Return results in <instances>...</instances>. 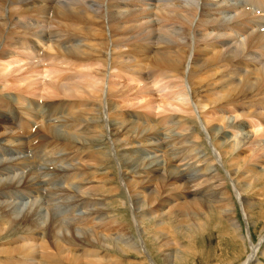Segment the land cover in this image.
I'll use <instances>...</instances> for the list:
<instances>
[{
	"label": "bare ground",
	"instance_id": "6f19581e",
	"mask_svg": "<svg viewBox=\"0 0 264 264\" xmlns=\"http://www.w3.org/2000/svg\"><path fill=\"white\" fill-rule=\"evenodd\" d=\"M258 9L264 11V0H0V58L3 53H8L9 46L16 44L19 50L33 55L35 62L27 64L31 68L25 74L37 75L34 84L42 82L39 77H48L50 70L43 69L47 60H52L53 65H67L68 69H75L84 63L87 67L84 70L95 66L105 68V71L90 74L88 78L79 77V71L67 77L64 74L58 76L57 85L66 90L64 94L87 93V101L84 99L81 104L78 101L74 103L76 98L68 103L67 94L53 103L40 98V104L45 106L42 108L45 115L33 119L42 125L34 133L31 131L33 123L27 116L30 108H36L9 101L16 95L0 98V221L4 224V227L3 224L0 227V235L9 232L20 234L9 245H1L0 259L9 264H61L60 261L65 259L70 264H77L82 258H94L93 263L88 264H96L95 258L100 261V252H107L101 247L111 245L105 242L109 233L105 237L98 235V227H106V223L115 220L110 215L109 207L102 204L105 200L98 195H90L94 185L88 192L92 183L89 167L92 166L93 174L101 178L106 173L105 166H110L112 154L116 155L120 165L118 174L121 181L127 187L128 194L132 195L130 202L138 234L144 232L141 225L149 223L151 230L155 229L152 241L157 249L174 247L166 251L168 258L178 257L182 247L177 240L179 248L174 246L173 242L176 241L170 238L168 225L172 223V217L175 218L177 230L191 241V237L204 232L210 224L212 208L219 202L226 204L227 188L218 166L222 159L226 163L230 161L229 179L245 215L244 205L249 201L242 197L241 188L237 186L235 170L242 168L240 160L246 157L249 146L260 144L264 138L261 136L264 135V14H259ZM25 34L28 37H24ZM3 61L6 62L3 63L5 67L0 69L4 74L0 76L10 81L11 77H15L14 71L10 70L11 63H7V57ZM108 72L113 77H131L137 80L136 83L146 81L147 84L150 78L158 86L155 90L158 93L179 86L178 99L171 96V101L164 106L177 105V111L189 109L186 112L196 114L212 149L200 143L196 134L201 133L191 128L188 118L183 116H161L163 118H158L159 121L125 119L120 112L123 101L119 98L127 102L139 100L141 96L149 94L148 90L144 85L145 89L142 86L132 95L131 88L125 90L123 86L115 89L116 82L107 83L105 79ZM82 78L85 83L81 82ZM1 85L4 93L5 85ZM52 85L54 83L47 84L46 81L43 84L45 88ZM18 87L19 90L21 87ZM48 88L47 91H51ZM54 90L58 92L59 89ZM106 91L111 92L110 96ZM53 95L56 97L58 94ZM92 96L94 103L90 101ZM96 101L99 102L98 107H95ZM51 105L56 109L71 106L75 112L51 114ZM102 108H107L108 115L111 109L119 110L110 116L109 132L112 133L110 138H113L110 149L105 139L107 136L104 137L103 125H99L95 116L100 114ZM200 108L207 109V113L209 111L210 122H214L212 117L228 112L235 119L253 122V127H262L263 132H260L259 139L252 142L254 137L251 139V130L246 128V122L229 121L225 113L220 117L222 122L209 124ZM230 115L229 119L232 118ZM50 117L58 119L50 122ZM44 119L47 122L42 124ZM167 122L169 127L164 126ZM230 131L246 132L237 140L236 133L233 137ZM13 134L15 137H11ZM158 136L165 138L160 141ZM36 139V145L32 146L30 142ZM11 142L15 147H10ZM138 143H148L146 145L149 146L140 148L142 145ZM248 143L249 146L244 147ZM147 149L159 153L162 160L157 155L152 158L154 154L149 157L154 152ZM260 149L263 148L258 145L257 151ZM189 157L197 160L187 162ZM88 158L92 162L88 163L90 166L84 164ZM253 160H257L256 163L245 164L247 167L241 174L253 171L258 178L264 179V158ZM81 161L78 168L83 173L76 174L68 185L54 186L55 173L61 170L60 167L71 171ZM109 166L107 171H110ZM260 166L263 169L259 171L257 168ZM247 185L246 188H249ZM208 192L211 194L205 195ZM206 198L212 203L207 202ZM230 208L223 209L228 221L233 219ZM143 217L149 219L144 221ZM88 218L91 222L87 221ZM7 223L8 227H5ZM231 226L237 233L241 230L237 221ZM117 227V231L114 230L120 238H124V232ZM249 233L248 229L246 238L250 250L242 264H248L252 257L254 260L250 264L256 262L260 243L264 239L263 232L262 239L254 243ZM129 235L125 238H130ZM97 242L103 245L98 248ZM134 245V240H131L129 246L134 248ZM141 249V245L138 246L137 250ZM174 250H178L177 254ZM68 252L72 256L64 259L62 255ZM139 252L142 254V251Z\"/></svg>",
	"mask_w": 264,
	"mask_h": 264
},
{
	"label": "rangeland",
	"instance_id": "374dc122",
	"mask_svg": "<svg viewBox=\"0 0 264 264\" xmlns=\"http://www.w3.org/2000/svg\"><path fill=\"white\" fill-rule=\"evenodd\" d=\"M259 1H261V0H259ZM49 4H51L50 1H49ZM24 37H28V34H25ZM17 47H18L17 44L13 45V46H9L7 48L8 53H3L5 56L3 55V57L0 58V64L2 65V66L0 65L1 66L0 68L5 67V64H3V63H6V62L3 61V58L7 57V63H9V62L11 63V65H9V67H10V70L14 71L13 73H14V76H15V77H11L10 81L7 80V78L3 79L1 77L3 76L4 73L2 72V69H0V74L2 75V76H0V78H1L0 79V85H1V83L3 85H5L4 88H3L4 93H3L2 87H1L2 85L0 86V90H1L0 91V98L2 99L3 97L6 98V97H8L10 95L11 96L12 95H16V97H14V99H10L9 101H11L12 103H15L16 105L17 104L18 105L26 104L29 108H30V105L35 107L36 109H33V108L29 109V113H28L27 118L33 123V126L37 125V128H40L42 125H41L40 121L34 122L33 119L35 117L38 118L41 115H45V113L42 110V108L45 107V106L40 104V100H39L40 98H44L45 101L53 103L55 101H59L61 98H65L66 94H67V98H69V97H71L70 99L78 98V99H76L74 101V103L76 101H78L77 103L80 102L79 104H81L85 100L87 101V98H88V96H86L87 93L83 94L82 92H76V93H71L70 94L68 92V93L64 94V92H66V90H64V89L62 90V88L58 87V85H57V77L58 76L61 77L64 74V76L67 77L68 75L69 76L74 75V73L77 74L78 71H79L80 73L77 74L79 77L88 78V75H90V74H95V72H100L102 70L105 71V68H101L100 66H95L92 69L84 70V69L87 68L86 66H84L85 63L82 66L76 67L75 68L76 70L74 68L73 69H68L69 66H67V65L66 66L65 65L62 66V64H60V65L58 64L60 66L59 67L58 65H53V63H52L53 61L52 60L51 61L49 60L50 62L47 60V62H45L43 64V66H44L43 69L44 70L45 69H49L50 70V71L47 70V71H49V72H47V76L48 77H44V76L39 77L40 79H42V82L39 83V84H34V82H35V80L37 78V75L36 74L34 75L33 73H28V72L25 74V72L28 69L31 68L27 64L35 62L34 56L31 55L30 53H28L27 51L19 50ZM16 55L17 56L19 55V56L17 57ZM8 57H10V60H9ZM12 57H15V58L12 59ZM26 58H28V59H26ZM46 65H49V66L45 67ZM22 66L23 67L28 66L29 68L26 67V68H24L22 70V68H21ZM52 66H53V68H52ZM55 68H56V70H55ZM62 69H64V70H62ZM48 73H49V75H48ZM67 73H69V74H67ZM45 75H46V73H45ZM83 78L81 79V82L85 83L83 81ZM130 78L131 77H127L125 75L124 76L122 75L121 78L119 76L113 77V75H110V72H108L106 74V78H105L107 83L108 82H113V83L116 82L115 89L122 88L123 86H125V90H127L128 88H131L132 89V93H130V94H132V95H133L134 91H136L137 89L141 88L142 86H143L142 88H144V89L146 87V89H145L146 91L148 90L149 94L145 95V96H141V99H139V100L133 99V100H130V102H127L126 100L125 101L123 100L124 98H119V100L121 99L123 101V104H122L123 108L121 107L120 112H122V114H124L125 119H130V118L131 119H133V118L136 119V118H139L142 121H144L145 119H153L155 121H159L158 118H163L161 116H164V117L168 116L170 118L174 117V116H178V115L183 116V118H188L189 123L192 125L191 128L197 129V131L199 133H201V134H198V133L196 134L197 136H199V139L201 140L200 143L202 142L201 144H203V145L206 144L207 147L209 148V150L212 149L211 144H208V143H210V141L207 139L206 132L202 129L201 126H199L200 125L199 124L200 121L197 120L198 116L196 114L193 115L192 113H190L191 111L190 112H188V111L186 112V110H189V109H186L185 107H184L186 109V110L184 109L185 112H183V111L181 112V111H177L176 110L177 109L176 107H178L177 105H176V107H166V106H164L166 102L171 101L170 100L171 96H174V97H176V99H178V93H179V89H180L179 86L172 88L170 91L167 88V89H164L163 92L158 93V92L155 91V90H157L158 86H155V83L154 82L152 83L150 78H149L150 80L149 79L147 80L148 81L147 84H145L146 81H142L143 85H141V83H136L137 80H134L133 78L130 79ZM27 80H30V81H27ZM54 80L56 82H54ZM45 81L47 82V84L51 83V82H52V84L54 83V86L56 85L59 90L60 89L62 90V91L58 90V92L59 93L61 92L60 94H64L65 96L63 97V95H59V93L54 90V88L57 89L56 86L54 87L52 85V87L51 86H47V88H45L43 86V84H45ZM13 83H15L16 86H15V84L12 85ZM64 83H65V81L62 84H64ZM35 85L38 88H36ZM144 85H145V87H144ZM152 85H154V86H152ZM40 86H41V88H40ZM17 87L18 88L21 87V88L18 90ZM48 87L51 88V91H47V89L49 90ZM148 88L150 90L152 89L153 92H152V90L149 91ZM13 90H15L16 92L13 91ZM51 92L52 93L55 92L53 94L56 95V93H57L58 95L55 97ZM23 93L28 95V96H30V97L26 98V95H24ZM32 93H34L33 96H32ZM106 93L109 96L111 94V92H108V91H106ZM50 94H52V95H50ZM45 95L47 97L46 99H45ZM134 96H135V94H134ZM32 97H34V98H32ZM58 97H60V98H58ZM30 98H31V100H30ZM92 98H94V97L93 96L90 97V101H92V103H94V99H92ZM142 98H145V99L143 100ZM146 98L147 99L149 98V99L146 100ZM26 100H27V102H26ZM115 100H117V99H115ZM157 100H158V103L156 102ZM149 101H152V102L150 103ZM162 102H164V103H162ZM153 103L155 105H153ZM159 103H161L163 105L159 106ZM172 103H174V101ZM144 104H145V106H144ZM95 105H96L95 107H98L97 105H99V102L96 101ZM74 107H78V106H74ZM160 107H163V108L160 109ZM99 108H98V110H99ZM169 109L172 110V111H170ZM162 110L165 111L166 115H165V113ZM206 110L207 109H201L200 108V112L203 113L205 120L209 121V124H216L217 122H222V121H220V117H222V115L225 114V113H226L225 116H227L229 121L246 122L247 123L246 128L248 130L252 131V132L250 131V133H249V135L252 136L251 139L253 137L255 138V139L253 138L252 140L250 139L252 142L257 140V139H259V135H261L260 132L261 133L263 132V128L262 127H253V122L251 123L249 121H245L242 118L235 119L234 115H232L231 113H228V112H223V113H221V114H219L217 116L212 117L214 122H210V120L208 119L209 111L207 113ZM117 111H119V110H117ZM117 111H115V109H111V111H109L110 115H108L107 108L106 109L102 108V110L100 109V114L99 115L95 114L96 119L99 120V125H103L102 126V130L104 132V137L107 136V137H105V139H106V142L109 143V144H107L109 149L111 148V143H112L111 141H113V138L112 139L110 138V137H112V133H111V131L109 132V130H110V123H109L110 122V116L111 115L114 116ZM68 112H75V110L72 109L71 106H68V107L63 106L60 109H56V108L52 107V105H51L49 113L57 114V115H61V114L63 115V114L68 113ZM171 114H172V116H170ZM230 114L232 115V118L229 119L228 116ZM106 118H108V119H106ZM49 119L51 120V119H55V118L50 117ZM56 119H58V118H56ZM104 120H107V121H104ZM100 121H101V123H100ZM46 122L47 121L44 119L42 124H45ZM119 123H122V121H119ZM104 124H105V127H104ZM202 125H204V124H202ZM164 126L169 127L168 122L166 123V125L164 124ZM164 126H162V127H164ZM246 131H243L242 133L241 132L240 133L239 132L236 133V132H233V131H230V132H231V136H233V137L237 135V140H238L240 137L242 138V136H244ZM235 133H236V135H235ZM261 136L264 137L263 134ZM11 137H15V135L13 134V135H11ZM107 138L110 141L107 140ZM164 138H165L164 136H158V139L160 141H163ZM37 141H38L37 139L33 140V142H30V144H32V146L33 145L35 146ZM138 144L142 145V147H140V148H145V147L149 146V145H146L148 143H145V144L138 143ZM258 145H261V147L263 148V149H260L259 152L257 151L258 150ZM258 145H255V146L251 147V146H249V143H248L246 146H244V147H248L249 146V150H246V152H245L247 160H246V157L241 159L240 160V165L242 166V168H240V170H235L237 174L234 177L238 180V182H237V180H235L236 183H237V186L239 187V189L241 188L240 191H242L241 192L242 195H243L242 197L247 198L248 201H249L248 202L249 204L248 203H246V204L244 203L245 204L244 205V207H245L244 208L245 209V215L243 214V208H242L241 204H239L237 202V200H236V195H235V192L233 190V185H232L231 180L229 179V175H228L229 166H228V164L230 163V161H227V163H226L224 161V159H222L221 162L218 161L219 162L218 166L220 168V172L222 173V175L224 177L222 179V181L225 182V184H226L225 188H227L226 189V191H227L226 204H224V202L223 203L219 202V203H217V206L212 208L211 212H210V209L208 210L207 214L210 212V214H209V216H210L209 219L211 221L210 224L207 226V228L204 230V232H201L199 235L191 237V241H189L188 238H185V236L183 234L181 235L179 230H177V226H176V223H175L176 222L175 218L172 217L173 218V220L171 219L172 223L170 225H168V231H170V234H171L170 238H174V240L175 241L177 240L178 242L180 241L181 244H179V246L181 245L182 247H181V250H180V253H179L178 257L171 256L169 258H168V255H166V253L169 252V250H171V249L173 250L174 247L167 246V247L164 248V250L160 249V248L157 249V246L152 241V232L155 229L152 228V230H151V226H150L149 223H146L144 226L141 225V228L144 229V232H142L143 233L142 235H140L141 233L138 234V228H137V225H136V223L134 221V215H133V210L134 209L132 208L131 202H130V201L133 200L132 199V195H131V193L128 194V189L125 186V184H123V182L121 181V177H120L121 175L118 174L120 172V170H119L120 169L119 168L120 165L118 163L116 155L112 154V152L110 151L111 154H112V157L109 159L110 160V166L109 165L105 166V171L104 172H106V173L101 178H99V176H96V175L93 174L92 166L89 165V164H92V162H91V159L88 158L87 163L86 162L84 163V164H87V165L90 166L89 167L90 168L89 169V171H90V173H89V177L90 178L89 179L90 180L92 179V183L90 184V187L88 188V192L90 193L89 190L90 189L92 190V187L95 186L93 188V190L91 191L90 195H92V194H93L92 196H97L98 195V197H101L102 200H105V201H102V204H104L106 207H109V211L111 212L110 215L115 220V222L114 221L111 222L112 224L111 223H106V227L105 226L103 228L102 227L100 228V226L98 227V230L100 232V234H98V235L103 234L101 236L105 237L106 236L105 234H107V232L109 233V236L108 235L106 236L108 238L106 239L105 242L109 246L111 245L112 247L111 246L107 247V246H105L103 244L98 245L99 243L97 242L96 243L97 247L99 248V247H101L103 245L102 246L103 248L101 247V250L106 249L107 252H104V253L100 252L99 256H101L102 259H100V261H99V260H97V258H95V260H97V262L95 260H94V262L96 264H103L104 262H105L104 264H110V263L111 264H120V262H121V264H242V262L246 259L247 254L249 253L248 251L250 250L249 241L246 238L247 237V230L249 229V231H250L249 236L251 234V239H252V241L254 243L259 242L262 239L261 237L263 236V232H264V179L258 178L257 175L253 171H251L252 173L251 172L250 173H245L246 175L245 174H243V175L241 174L242 172L245 171V168L249 164L252 165V164L256 163L257 160H253L254 158L258 159V160H260V158L262 159V157L264 158V151H263L264 150V138H262L261 143L258 144ZM10 147H12V148L15 147V144L13 142H11L10 143ZM147 150H149L150 152H154L151 149H147ZM256 151H257V153H256ZM73 152L74 151H72V153ZM254 153H255V155H254ZM153 154H154V156H153ZM158 154L159 153H155L154 152L151 155H149V157L153 156L152 158H155L156 155H157L162 160L163 157H161L160 154L159 155ZM113 158L116 159V160H114ZM196 160L197 159L191 160L190 157L187 158V162H193L194 163ZM115 161L117 162L116 163L117 165L115 164ZM82 162L83 161L79 162L77 164L76 168H72L71 171H66V170H64V167H60L61 170H59L58 172L55 173L54 186H65V185H68V184H70L72 182V179H73V177L76 174L83 173L84 171L82 169L78 168L80 166L79 164L82 163ZM223 162H225L224 165H223ZM232 164H235V163L232 162ZM243 164L244 165L247 164V166L246 165L244 166ZM59 165H61V162H59ZM108 166L110 167V171H107V169H106V168H108ZM257 169L260 171V169L261 170L263 169V166H260ZM254 175H255V177H253ZM239 178H240V180H239ZM133 183H134V181H132V185H133ZM102 184H105V185H102ZM245 184L246 185L248 184L247 186L249 188H246ZM113 187L114 188L116 187V188L112 189ZM99 190H100V192H98ZM245 193H247V194H245ZM210 194L211 193L208 192L205 195L209 196ZM217 199L219 200V198H217ZM206 201L209 202V203H212L209 198H206ZM232 204L234 206H231ZM229 206H231L232 208H230ZM223 207H228V208H230L233 211V219H232V221L230 220V218H229L230 221H228V218L224 217L225 214H224L223 209H228V208H223ZM222 213H223V215H222ZM86 214H88V213H86ZM118 218H120V219H118ZM143 219H144V221H147V219H149V217H143ZM234 220L237 221V224L241 227V230L240 231L238 230V233L235 231L234 227L231 226L232 223L235 222ZM87 221H90V219L88 218ZM163 222L165 223L166 221L163 220ZM0 223H1L0 224V227H1V225L3 224V221H0ZM120 223H122L121 226H120ZM109 224H111V225H109ZM247 224H248V229H247ZM107 225H109V227ZM172 225H173V227H172ZM117 226H119V229L122 232H124L123 233L124 234L123 235L124 238L123 237L120 238V235H118L116 233V231L118 229ZM175 226H176V229H175ZM2 227H4V224L2 225ZM5 227H8V223L5 224ZM126 228L128 229V231H127ZM16 234L17 233H15V232L14 233H12V232L10 233L9 232L8 234L7 233H2L0 235V249L3 247L1 245H5V244L9 245L11 243V241H14V239L17 236L20 235V234L19 235L18 234L16 235ZM14 235H16V236H14ZM127 235H129L130 238L126 239L125 237ZM139 235H140V237H138ZM143 235H145V236H143ZM69 236L71 237L72 235H69ZM33 237L35 238L36 236L33 235ZM72 237H74V236H72ZM30 238H32V236H30ZM43 239H44V236L42 237V240ZM113 239L114 240L117 239V240L113 241ZM90 240H92V239H90ZM131 240H134V242H135L134 248H133V246H129V242ZM5 241H7V242L5 243ZM47 241H49V240H47ZM92 241H94V240H92ZM176 242H173L174 246H177L178 242L177 243ZM81 244H84V242H82ZM136 245H138V246L141 245L142 249H145V250L144 251L142 249L141 250H137L138 246L136 247ZM144 246H145V248H144ZM179 246H177V247L179 248ZM77 251H78V249H77ZM139 251H142V254ZM147 251H148V253H147ZM177 251L178 250H174V252H176L175 254H177ZM114 254H116V255H114ZM0 255H1V253H0ZM70 255L72 256L71 252L70 253L69 252L68 253H64V255H62V257L65 259L67 256H70ZM104 256H106V257H104ZM113 256H114L115 259L113 258ZM82 259L78 260V262H76V263L77 264L78 263L79 264H86L87 262L88 263L89 262L93 263L92 259H94V258H91V259L89 258L90 260L88 258H84L83 260ZM112 259H114V260L111 261ZM0 260H1L0 263L2 261H5V262H2V264L3 263L9 264V262L6 261V260H2V259H0ZM116 261H117V263H114ZM60 262H61V264H70V261L68 259H65V260L60 261ZM72 264H74V263H72ZM254 264H264V242H262V244L260 245V252H258L257 257H256V262Z\"/></svg>",
	"mask_w": 264,
	"mask_h": 264
},
{
	"label": "water",
	"instance_id": "95a60500",
	"mask_svg": "<svg viewBox=\"0 0 264 264\" xmlns=\"http://www.w3.org/2000/svg\"><path fill=\"white\" fill-rule=\"evenodd\" d=\"M251 261H252V260H250V261L248 262V264H250V263H251Z\"/></svg>",
	"mask_w": 264,
	"mask_h": 264
}]
</instances>
